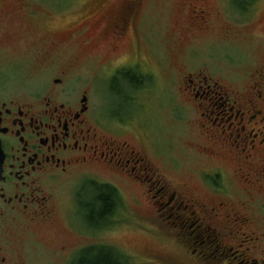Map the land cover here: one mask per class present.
<instances>
[{
	"label": "flooded vegetation",
	"instance_id": "af4514ba",
	"mask_svg": "<svg viewBox=\"0 0 264 264\" xmlns=\"http://www.w3.org/2000/svg\"><path fill=\"white\" fill-rule=\"evenodd\" d=\"M145 1L86 3L80 13L61 11L71 8L61 2H0L8 42L0 49L7 56L0 58V264H125L124 249L94 235L106 233L109 214L119 215L126 189L145 213L138 216L172 245L167 257L153 254L157 262L264 264V62L233 79L207 74L208 65H176L175 94L197 111L202 136L189 142L205 164L193 183L170 178L155 162L148 125L111 126L99 109L103 80L127 87L122 99L138 108L153 102V64L167 61L144 30ZM180 2L188 34L204 37L219 24L232 35L212 0ZM58 18L71 21L38 35L39 20ZM32 67L37 77L11 83ZM130 133L134 140L123 138ZM83 181L115 190L101 225L80 194L64 198Z\"/></svg>",
	"mask_w": 264,
	"mask_h": 264
},
{
	"label": "rangeland",
	"instance_id": "374dc122",
	"mask_svg": "<svg viewBox=\"0 0 264 264\" xmlns=\"http://www.w3.org/2000/svg\"><path fill=\"white\" fill-rule=\"evenodd\" d=\"M8 1L17 0H0V2ZM32 1L65 3L62 7L71 6V8L61 9V11H78L80 13L81 8L86 3L101 5L108 0ZM109 1L117 2L118 0ZM212 1L216 4L224 20L234 26L231 36L225 34L224 30L218 27L219 24L207 36L190 35L186 29L187 20L180 12V0L145 1L147 19H145L144 30L147 31L150 28L149 32L153 34V41L156 43L154 47L158 52L157 55H164L167 61L163 67L153 64L157 81L154 84L153 102L151 104L143 101L145 105L138 108L137 102L122 99L123 91L127 92L128 88L121 85L119 81L103 80L99 82L101 95L99 109L102 110L108 123L112 126L120 121L125 123L128 121L132 124L138 121L142 126L148 125L146 128L149 129L145 132L149 130L153 135V158L155 162L165 170L170 178L182 182L193 183L199 169L205 164L197 159L190 146L191 144H189L194 138L202 136L197 123H194L197 111L191 106L188 108L183 98L177 93L175 94L176 87L179 86L178 82H180L178 75L179 68H181L180 66L177 68L176 65L182 64L183 60H186L189 65H208L207 74L233 79L235 76L245 74V72L251 71L264 62V0H251L250 9L246 12L239 11L233 5V0ZM70 21V19L59 18L51 21L39 20L38 35L48 34L50 28L52 30L56 29L58 32ZM24 23L27 24L28 21ZM47 27L49 29H46ZM7 44L8 42L2 37L0 25V49L5 48ZM27 48V46L22 47V50L19 51L21 56H24V50ZM73 49L72 52L77 53L80 44L77 43V46ZM1 57L7 56L1 54ZM182 57L186 58L183 59ZM16 74L19 77L16 75L11 78V83H21V81L27 80L28 77L32 78L39 75L37 69L33 67L17 71ZM172 74L174 76L171 79L174 84L173 88L170 87L168 81V75L171 76ZM182 89H184V86H182ZM151 114L152 119L145 121L146 115ZM134 137L133 133L123 136V138H130L131 140H134ZM97 175V178H100L101 181L115 182L120 187L118 180L113 175L104 172H97ZM68 192L80 194L82 204L92 203L97 196L93 185L85 181L71 185L63 194L66 200L69 198ZM122 197L123 201L119 215L110 216V226L106 229V233L98 232L99 235H94V238L99 240L101 237L106 238L111 245L124 249L126 253L125 264H167L166 261L157 262L153 254L165 257L173 254L171 243L165 236L155 234L153 227L147 225L143 221L144 219L138 216H144L145 213L137 211L139 207L135 203V196L132 191L122 190ZM81 208L85 207L82 205ZM79 212L83 214L80 210ZM95 220L101 225L100 221L102 220L98 217ZM57 230L62 231V227L59 225ZM58 240L56 238L53 242Z\"/></svg>",
	"mask_w": 264,
	"mask_h": 264
},
{
	"label": "trees",
	"instance_id": "16d2710c",
	"mask_svg": "<svg viewBox=\"0 0 264 264\" xmlns=\"http://www.w3.org/2000/svg\"><path fill=\"white\" fill-rule=\"evenodd\" d=\"M233 5L242 12H246L250 9L251 6V0H233ZM95 194L97 195L94 198V201L90 204L91 208L94 210L93 212V219L98 217V219H102L104 217L103 211L108 207L110 208V204L113 201V194L115 193V190L111 187H108L106 185H99V184H93ZM112 216V213L109 214ZM90 264H116L113 262V260L110 258L108 262L103 261L102 259L94 260Z\"/></svg>",
	"mask_w": 264,
	"mask_h": 264
}]
</instances>
